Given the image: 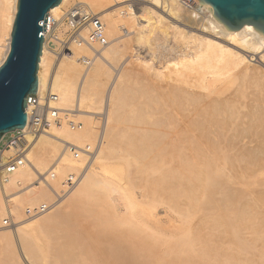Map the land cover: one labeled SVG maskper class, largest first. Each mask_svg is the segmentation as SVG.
<instances>
[{"label":"bare ground","instance_id":"1","mask_svg":"<svg viewBox=\"0 0 264 264\" xmlns=\"http://www.w3.org/2000/svg\"><path fill=\"white\" fill-rule=\"evenodd\" d=\"M67 1L68 0H61L57 5L53 6L48 11L50 15H53L58 20L56 23V28L63 25V23L61 22L59 12H62L61 9H63ZM86 1L90 4L91 8L95 10V13L99 15L101 19L104 17L107 19L109 28H111V30L115 32L119 30L121 26L122 19L120 20L119 16L121 15H119V13H122L123 15V13L126 12L125 14L126 16L123 15L126 18L124 23H122V25L124 24L126 26L125 28L123 26L122 29L123 36H128L129 34H133L132 33L133 31L134 33L135 32L137 33L138 29H142V30L146 29L148 30V32L151 33L158 28L161 34L164 33L169 35L170 28L174 26L176 27V24L172 20L180 22L183 25V27H180L181 28L180 34L183 33V37H185V39L187 38L193 39L189 41V42L191 41L193 42V44L192 43L189 44V48H190L189 50H191L190 51L191 53L188 55V58L190 59V61H194L195 59H200L202 57L205 58L210 56H214L219 60L229 58L231 64L234 67L237 66L239 67L240 65H242V69L243 68L250 70L252 69V72H253V68L256 67L255 65L257 63L264 65V32L258 31L251 24H245L240 29H228L221 21H219L214 16L213 8L211 7V5L202 2L200 0H143L146 3H148L149 6L148 5L142 6L141 13L138 16L136 15L137 10L133 9L134 4L131 3V1H135V0H114V2H111V0H86ZM16 2L17 0H0V63L3 61V59L7 54V51L9 50L10 32L16 11ZM179 3L180 5H184L188 7H193L195 4L196 6L200 7L199 9H202L201 10L202 14L206 13L203 15V17L206 18L205 19L202 18L203 20L201 21L200 26L192 27L181 21L183 20V17H181V13L179 12L178 9ZM119 9L121 10L123 9V10L119 11ZM137 18L139 19L137 20ZM140 21H143L144 23H141ZM166 22L169 23L168 26ZM184 27H188V29H185ZM119 36L121 37V35ZM119 36L117 35V37L111 40V41L113 40L116 41L115 43L112 42L114 45L107 40L106 45L98 49L96 47L94 50L85 46H76V45L71 46V54L63 53L61 54V56H58L57 61H55V63L52 65L51 70L46 77H44L43 75V65L45 63V55L47 53V50H46V45L43 44L39 63H38V70H37L38 91H42L44 89L51 90V92L57 95V101L55 102V106L58 107L61 112H64L65 114L71 116H77V117L90 116V114L93 112L89 111L88 108H91L95 103L99 101L100 103H102L103 110H105L107 114L108 112H111L113 102L114 103L117 102L115 101V97H116L115 93L118 91L119 84L121 82V79L123 78L120 79L119 70L115 69V74L111 80V83L109 82L110 83L109 86L108 87L106 86L107 89L105 88L106 89L105 94L102 95L103 94L102 88L103 86H105V82H101L100 80L96 79V77H98L97 74L98 71L102 69V67H104L103 64L107 63V60L109 56L112 54V52L114 50H117L121 46V44H119V42L121 41ZM164 36L167 39L166 35ZM185 41L188 42V40ZM223 42L230 43L233 47H229ZM4 44H5V48L3 46ZM3 49H5L4 54H3ZM90 51H92L93 53L90 64L86 65V67L83 68L81 66L83 65L81 63L83 62L80 60V56L90 57L89 56ZM78 52L79 53L83 52V54L77 56V54H79ZM252 61H255L256 64L255 62L251 63ZM107 67L109 68L108 65ZM101 71L104 72V70ZM120 72L122 71L120 70ZM254 72L253 74H255ZM159 77H161V75ZM114 78L116 80H114ZM165 78L170 81L174 80L172 78H169L168 75H166ZM108 79H105L104 81L106 80L108 81ZM115 81H116V85H115ZM172 83L169 84L167 88L168 92L171 95L176 94L175 96H177V94H180L181 96L184 92L186 93V91H184L182 87L180 88V85L178 86V84L175 83L172 84ZM116 100H120V99H117L116 97ZM109 108L111 110H109ZM113 108L116 107L114 106ZM111 113L113 114V111ZM111 113L108 115L111 116ZM202 115L205 116L207 115V113L201 114V116ZM115 118L117 117L115 116ZM193 119L194 118H189L187 120H184L182 123H179L178 125L173 124L175 126L170 127V129L172 130L171 136L176 137L177 141L179 139L181 141L188 139L195 140V142L193 140H190L191 144L193 142L195 143L194 148L191 147L192 148L191 150L193 151V149H195V152L198 157L199 156L209 157V162L207 164L211 167L214 173L220 172V170L222 169H226L228 171L227 186L228 189L229 186L231 189L227 191H231L232 192L231 195L235 197L238 194L240 196L239 200L241 199L244 200L245 203H243V200L241 201L243 203V206L244 204L246 205L245 207L246 210L243 211L242 209V211L245 212V214L247 215V212L251 211V210L249 211L248 209L249 207H251L250 209L252 210L254 209L252 204L258 205V203H261L264 200V159H262L263 156L261 158H259L258 156V158L254 159L253 156L254 157L256 156L253 155L251 156L252 159L251 158L249 159V155H248L249 152L247 150L246 152L241 154L242 155L241 158H238L239 161L236 162L239 153H241V150L243 151V148L245 147V143H246L245 141L247 139L244 140V136H243L244 134L242 135L239 133L240 135L237 138L236 136H234V138H236V140L234 141L233 139L229 138L228 135V132L232 130L233 126L231 127L225 124L221 126L220 129H217L214 127L215 123H212V121L210 123L208 122L209 120L208 118L207 122L209 125L206 126L207 127L206 128L205 126H203L205 123L202 124V127L200 126L202 130L200 131V128L197 127L196 124H195L196 127L194 126L195 120ZM85 122L87 124L88 121ZM176 122L177 121H175V123ZM159 123L163 125L162 121ZM88 124L81 129L79 128V130L72 131L70 128L69 130L68 127L67 128L51 127L48 132L45 133L42 132L39 134L37 133L34 136L27 134L25 136L32 146L26 155V162L22 166L14 170L13 172L5 175L6 180L3 186H0V217L4 216L6 213L11 212L15 214L16 216L15 218H19L22 216L23 205H25L26 203L31 204L32 202H39V201L43 202L45 198L49 197L52 194V192L51 194L49 192L51 191L52 188L58 189L59 187L58 185L60 184L62 178L73 170L75 164V161L70 158L71 155L69 156L70 153L68 154L67 152L64 151V149L62 148L60 149V146L63 145L66 146L67 144H72L75 147H82L81 143H83L85 140H87L88 142V140H90L89 136L90 135L93 136L95 134V133L93 135L91 134L92 133L91 128L93 126L90 127V124L89 125ZM159 125H157V127ZM108 127H106L105 125L103 129L101 128L102 130L100 131L98 136L97 148L93 156L91 157H95V156L97 157L99 154H102V152H105L104 150L110 149V147L107 145L108 141L105 140V137H107L105 133ZM25 128L26 126L24 125L22 129ZM196 128L199 129H197L196 131ZM149 131L151 132V130ZM155 131L156 130H154V132ZM141 133H143V131ZM236 135H238V132ZM255 144H252L253 146H250V152L251 150L256 149L257 144L256 145ZM172 146L174 145L172 144ZM247 146L249 145H246V147ZM177 147L179 146H175V148ZM135 148H133L134 153H135ZM175 148L174 150H176ZM169 149L170 148L168 147V150ZM136 150L138 151V149ZM178 150L179 148H177V152L181 151L182 148L181 150L179 151ZM139 151H141V149ZM163 151L164 150H162V152ZM165 152L166 151H164V153ZM257 152L255 154H257ZM179 153L181 155V152ZM47 155L48 156L50 155V158L53 157L54 159L53 164L51 165L48 164L49 162L47 161V157H48ZM233 158L236 159V161H233ZM205 162H202L204 163L203 165H206ZM176 165L177 164H175V166ZM178 166L176 167L179 168ZM51 169H53L55 173H57V176H55L51 181L53 185L52 188L49 187L48 185H43V184L42 186L36 185L35 184L36 177L39 176L41 173H47ZM174 170L177 171L176 168ZM177 175L174 176L177 177ZM167 179L168 178L163 177L161 180V184H163L164 182V186H165ZM171 180L169 181L170 183H172ZM174 181L175 179H173V183ZM178 184L179 183H177L176 187L178 186ZM12 189L16 190V192L14 193L16 197L13 199V201L10 200L11 201L10 208L6 209L4 201L1 198L2 197L1 195L6 194L5 197H10L14 195V194H7V192ZM146 190L147 187L142 192L143 195ZM235 190L237 193H235ZM147 191L151 192V189ZM72 193H73L71 194L72 198L71 200H69L70 202L67 201L68 203L66 204V206L68 207L65 206V208L63 209L64 211L62 209L60 210L59 204H54L55 206L53 205L49 210L44 212L42 216H40L41 218L38 222L39 226H41L43 223V226L46 229H49L47 227L52 228V230L41 232L42 237H38L33 234H28L25 228H23L21 225L17 226L15 229L16 236L11 235V232L1 233L0 234V264H198L196 263V252H195L196 250L194 249L195 247L193 248L191 246L186 245L187 247L184 250H175V251L169 247L165 248V245L164 248L162 247L163 239L165 237L164 238L162 237L163 234L162 231L160 230V226H152L151 224H149L144 209H140L139 212H134L133 207L135 204L132 201L127 200L125 203H123L125 206V211L124 212L121 211L122 205L120 204V202L117 201V199L114 198V196L118 195L119 198L121 199L123 198V195H125V192L123 191L122 187L118 183H116L113 179L105 178L101 180L97 178L96 174H94L93 171L89 170V167H87L82 171L81 178L77 183L75 190ZM146 194H149L148 196L150 197V193H146ZM158 194L159 193L157 192L156 194L154 193V195H158ZM258 206L257 209L260 212L261 209H259ZM77 209L80 210L77 211ZM74 210L76 211L74 213V216L70 217L69 219L67 217L68 214L71 213L73 215ZM258 210L254 209V212ZM255 213H253L252 215L248 213L249 218L258 217L256 221H260L259 219L260 217L258 216V214L257 216H255L254 215ZM261 214H263V212H261ZM247 216L243 215L244 217L243 220L242 217L241 219L239 217V219L244 222L245 218L248 219ZM262 216L264 217V215ZM66 217L69 219L68 222L70 221L69 224L67 225L64 224L66 221ZM78 218L81 219L83 218L82 221H84L85 219L84 222L86 223L88 219L90 221L88 220L89 223L85 226L84 225L82 226L80 222L81 220H79ZM230 218L231 217L228 218L229 224H227V227L230 225L231 230L228 231L239 230L238 226L234 225V222H231L233 223L232 227L234 228L237 226L238 229L237 230L232 229L231 223L229 221ZM84 222L83 224H85ZM240 223L242 224V222ZM245 224L246 223H244V225ZM250 226L253 227L254 225L250 224ZM258 226H260V224ZM84 228L87 230V232L82 231L84 230ZM256 228L257 227H255V229ZM251 229L249 230L250 232ZM240 231L238 233H241ZM152 232L155 234H153ZM228 233L227 235L230 234ZM235 233L237 235V232ZM236 235L233 234L234 237ZM247 239L248 238H246V240ZM243 242H245V240H243ZM17 243L19 244L21 252L25 259L24 262L19 254ZM245 243H247V241ZM238 245L240 244L238 243ZM257 245L258 246L256 247L255 251L249 252L250 250L248 249L249 254L243 256L235 255V251L234 253L231 252L232 250L231 246L228 249H222V250H219L217 246L215 252L213 253L214 255L211 256L212 262L211 261L210 262L211 264H264V241L258 243ZM242 247L247 248L245 247V245ZM208 250H210V248ZM240 250L241 249L239 248L238 251L240 252ZM200 256L201 255H199V257Z\"/></svg>","mask_w":264,"mask_h":264},{"label":"rangeland","instance_id":"2","mask_svg":"<svg viewBox=\"0 0 264 264\" xmlns=\"http://www.w3.org/2000/svg\"><path fill=\"white\" fill-rule=\"evenodd\" d=\"M78 1L81 0H68L63 9ZM111 2H114V0H111ZM131 3L134 4L133 9L137 10V16L141 13L142 6H149V4L143 0H135L131 1ZM199 8L200 7L196 6L195 4L193 7H188L180 5L179 3L178 9L181 13V17H183V20L181 21L192 27L200 26L201 21L206 18L203 17V15L206 13L202 14V9ZM63 9H61V11ZM120 10L121 9H119V11ZM93 11L95 12V10ZM59 14H61V12H59ZM125 14L126 12L123 13L124 16H126ZM119 15L122 16H119L120 20H122L120 29L116 31L117 33L109 28V24L107 23V19L105 17L101 19L103 23H107H104L106 28L105 34L107 40L111 43L116 42L115 40H111L117 37V35H121V37L123 36L122 29L123 26L124 28L126 27L124 24L122 25L126 18L122 15V13H119ZM138 19L139 18H137V20ZM172 21L176 24V27L174 26L175 28H170L169 35L164 33L161 34L158 28L155 30L157 33L155 31L150 33L146 29H138L137 33H134L133 31V34H129L128 36H123L122 38L119 36L121 40L119 44H121V46L117 50H114L112 52V57L110 55L107 60V63L109 61L110 62L108 64H103L104 67H102V69L98 71V77H96V79L100 80L101 82H105V86H103L102 88V95H104L106 92V86L108 87L111 83V80L115 74V69L119 70L120 79L123 78L121 79V82L119 84L120 90L118 89V93H115L117 99L120 100H116L115 97V101L117 102H113V104L116 108H113V104L112 110L110 109L111 106L109 108L111 112L113 111V114L111 112H108V114L111 113V116L108 115L107 112L103 110V105L102 103H100V101L95 103L91 108H88L89 111L93 112L88 117H77L67 114V117L69 119L75 122H80L82 124L81 128L86 126L88 123L90 124V127L93 126L91 128V134H95L93 136L90 135V140H88V142L87 140H85L83 143H81L82 145L80 144L81 146H84L85 144H91L92 146H94L98 141L100 131L104 128L105 125L106 127L109 126L106 129L105 135H107V137H105V140L108 141L107 145L110 147V149L104 150L105 152H102V154H99L97 157H91L88 161H86V157L82 155L83 157L74 160L75 164L71 172H77L81 168H83L84 170L85 168L89 167V170L93 171V173L96 174L97 178L101 180L105 178L113 179L122 187L123 191L125 192V195H123V198L121 199L118 195L114 196V198L117 199V201L122 205L121 211H125V206L123 203H125L127 200H130L135 204L133 207L134 212H139L140 209H144L149 224H151L152 226H160V230L163 234L162 237H165L162 244L163 248L165 245V248L169 247L175 251L184 250L187 247L186 245L193 248L195 247L194 249L196 250V263L211 264V256L214 255L213 253L215 252L217 246L219 250L228 249L231 246V252L234 253L235 251V255L243 256L249 254V250V252L255 251L256 247L258 246L257 244L264 241V217L262 216L264 215V200L261 203H258L259 206L257 204H252L255 210H258V206V208L261 209L260 212L258 210L255 211V213L254 209H250L251 207L248 208L249 211L251 210L250 212H247L248 209L246 211L247 215L248 213L251 215L255 213V216H257L258 214V216L260 217V221H256L258 217L256 218L254 217V215V218H249V215L247 216L245 212H243L244 210H246V205L244 204L243 206V203H245L244 200L241 199L243 200L242 203V201L239 200L240 196L238 194L235 197L231 195V191H227L231 189L230 186L229 189L227 186L228 171L226 169H222L220 170V172L214 173L211 167L207 164L209 162V157L199 156L201 158L200 159L197 156L195 149H193V151L191 150L195 146V140L188 139L181 141L179 139L177 141L176 137L171 136L172 130L170 129V127L178 125L179 123H182L184 120H187L189 118H194L193 120L196 121H194V126L196 127L197 125V127L200 128V131L202 130V124L205 123L203 126L206 127L209 125L208 122L210 123L211 121L212 123H215L214 127L217 129H220V127L225 124L227 126H233L232 130L228 132L229 138L235 141L240 134H244V140L247 139L245 141L246 143L243 151L241 150V153H239L240 156L238 155L237 157V161L234 158L233 161L238 162V158H241V154H243L247 150L249 152V159L253 155L256 156H253L254 159L258 158V156L259 158L263 156L262 159H264V65L258 63L256 64L255 61H252L251 63L255 62L256 64V69L253 68V72L255 70V74H253L252 69H242V65L239 66L240 68L238 66V68L234 67L231 64L229 58V60H219L214 56H210L190 61V59L188 58V55L191 53V50H189V44H193V42L189 41L193 39H185V37H183V33L180 34V27H183V25L178 21ZM140 22L144 23L143 21ZM166 24L167 26L169 25V23L167 22ZM64 27L65 24L63 23V25L59 26L57 30L63 31V29L67 28ZM184 28L188 29V27ZM164 35H166L167 39ZM185 40H188L189 43ZM223 43H225L229 47H233L230 43ZM3 46L5 48V44ZM96 47L97 49L100 48L99 46H95V48ZM46 50L47 53L45 55V63L43 65L44 77L49 74L52 65L55 63V61H57V57L61 56V53L56 54L51 49ZM4 53L5 49H3V54ZM82 54L83 52H80L79 54H77V56H80ZM89 56H93L92 51H90ZM81 64H83L81 65L83 68L86 67L84 63ZM107 65L109 66V68L107 67ZM101 70H104V72ZM120 70L122 72H120ZM160 75L161 77H159ZM166 75L174 80H167L165 78ZM105 79H108V81H104ZM114 80L116 79L114 78ZM172 82L178 84V86L180 85V88L182 87L184 91H186V93L184 92L185 94L183 93L184 95L182 94L181 96L180 94H177V96H175L176 94L171 95L168 92L167 88ZM205 113H207V115H202V117L201 114ZM115 116L117 118H115ZM85 121H88L87 124ZM161 121L163 122L164 126L159 123ZM175 121L177 122L175 123ZM217 123H219L220 125ZM157 125L159 126L157 127ZM154 126L157 128H155ZM62 127L67 128L66 125ZM111 128L113 131L111 130ZM199 128H196V131ZM149 130H151V132ZM154 130L156 131L154 132ZM142 131L143 133H141ZM237 132L238 135H236ZM234 136H236V138H234ZM160 138H162L163 140ZM174 138L176 139V141ZM171 139H173L175 142ZM190 140H193L194 142L191 144ZM172 144L174 146H172ZM252 144H255L257 147L255 150H251V153L250 146H253ZM246 145L249 146L246 147ZM175 146H179L177 147L179 148V150H181L182 148L181 151L178 150L179 152H181V155L179 152H177V148H175ZM63 147L64 145L60 146V149H63ZM168 147L171 149V151L170 149L168 150ZM133 148H135V153L133 151ZM174 148L176 150H174ZM136 149H138V151ZM140 149L141 151H139ZM162 150L166 152L164 153V151L162 152ZM256 152L259 155L255 154ZM67 153L69 154V152ZM165 155L168 157H166ZM47 161L49 162V165L54 163V159L53 157L50 158V155L47 157ZM202 162H205L206 165H203L204 163ZM175 164H177L176 166L179 165V168H177ZM175 168L177 169V171L174 170ZM173 171L175 174L173 173ZM174 175H177L178 178ZM55 176H57V173H55ZM163 177L168 178L166 182V184L168 185L165 184L164 186L163 181V184H161V180ZM173 179H175L174 183ZM170 180L172 183L169 182ZM177 183L179 184L176 187ZM35 184L42 186L41 183L37 184L35 182ZM58 186L56 187H58L59 189L60 184ZM146 187L147 190L151 189V192L153 194L150 191L146 190L143 195L142 192L144 191V189H146ZM74 190L75 188L66 197L58 201V203H55L59 204L60 210H63L66 204L70 202L69 200H71V194H73L72 192ZM15 192L16 190L12 189L8 191L7 194H14ZM49 192L51 194L52 190ZM156 192L159 193V196L154 195V193L156 194ZM146 193H150V197L148 196L149 194ZM235 193H237L236 190ZM5 195H1V198L4 201L6 209H8L11 205L10 200L13 201L16 195L14 194L10 197H5ZM52 199L53 194L45 198L44 201L50 202L52 201ZM40 202L42 201L32 202L31 204L26 203L25 205H23L22 216L19 218H15V214L9 212L11 213L14 221V224H11V226H4L2 220L5 215L1 216L0 234L11 232V235L16 236L15 229L19 225L25 228L28 234H33L38 237H42L41 232L52 230L51 227H47L49 229H46L43 226V223L41 226H39L38 222L41 218L40 216H42L43 213L38 216L25 219V216L23 214L24 209L28 206H33ZM78 210L80 209H77V211ZM75 212L76 211L74 210L73 215L69 213L67 217L70 219V217L74 216ZM261 212H263V214H261ZM240 213L241 215L243 214L247 216L248 219L245 218L243 222L242 220L244 217L243 215L241 216ZM67 217V222L65 221L64 223L66 225L70 222H68L69 219ZM227 217H231L229 219L230 223L234 222V225H237L239 230H237V226L233 228V223H231L232 229H236L237 231H228L231 230V228L230 225L227 227V224H229ZM239 217L240 219L242 217V220H240ZM78 219L81 220L80 222L82 226H85L89 223V219L87 220V223L84 222L85 219L84 221H82L83 218ZM224 220L227 221L225 222ZM83 222L85 224H83ZM240 222H242V224ZM244 223H246L247 225H244ZM250 224L254 225L257 228L255 229V227L250 226ZM259 224L260 226H258ZM40 228L42 229V231ZM250 229L251 232L249 231ZM82 231L87 232L85 228ZM233 231L237 232V235ZM239 231L241 233H238ZM227 233L229 235H227ZM233 234L236 236L234 237ZM246 238L248 239L246 240ZM243 240H245V242L247 241V243L243 242ZM238 243L241 245V247L244 245L245 247L250 245L251 248L250 246L247 248H241ZM238 246L241 249V253L238 251ZM17 248L19 250L20 256L22 257L21 259H23L24 262L25 259L18 243ZM209 248L210 250H208ZM199 255L201 256L199 257Z\"/></svg>","mask_w":264,"mask_h":264},{"label":"built area","instance_id":"3","mask_svg":"<svg viewBox=\"0 0 264 264\" xmlns=\"http://www.w3.org/2000/svg\"><path fill=\"white\" fill-rule=\"evenodd\" d=\"M61 22L65 24L63 31L56 28L57 19L47 13L45 22L41 21L43 29L40 35L43 37V44L46 49H51L56 54H71V46H85L95 49V46L103 47L107 44L105 24L97 15L90 4L86 1H78L62 10ZM92 57L80 56V60L89 65ZM26 128L16 129L5 134L0 140V186H3L5 175L13 172L26 162V155L31 148V143L26 135L48 132L51 127H62L66 125L71 130L81 128L80 122H75L67 117L55 106L57 95L51 90L44 89L26 96ZM64 114V115H62ZM97 143L94 146L85 144L82 147H75L72 144L64 146V151L69 152L71 159L77 160L82 155L88 161L94 154ZM83 168L77 172H70L60 182V188H52L51 181L55 177L53 169L47 173H41L36 177L35 182L48 185L52 189L53 199L50 202H40L24 209L25 219L38 216L49 210L55 203L66 197L77 185L81 178ZM2 223L4 226L14 224L11 213H6Z\"/></svg>","mask_w":264,"mask_h":264},{"label":"water","instance_id":"4","mask_svg":"<svg viewBox=\"0 0 264 264\" xmlns=\"http://www.w3.org/2000/svg\"><path fill=\"white\" fill-rule=\"evenodd\" d=\"M61 0H17L9 50L0 63V140L26 124V96L37 91V70L43 45L40 35L50 8ZM228 29L253 25L264 32V0H200Z\"/></svg>","mask_w":264,"mask_h":264}]
</instances>
